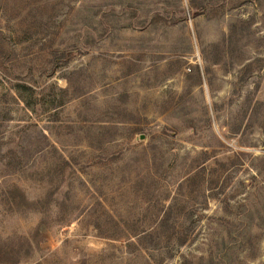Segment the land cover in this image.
Wrapping results in <instances>:
<instances>
[{
    "label": "rangeland",
    "instance_id": "obj_1",
    "mask_svg": "<svg viewBox=\"0 0 264 264\" xmlns=\"http://www.w3.org/2000/svg\"><path fill=\"white\" fill-rule=\"evenodd\" d=\"M0 264H264V0H0Z\"/></svg>",
    "mask_w": 264,
    "mask_h": 264
}]
</instances>
